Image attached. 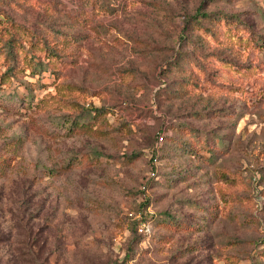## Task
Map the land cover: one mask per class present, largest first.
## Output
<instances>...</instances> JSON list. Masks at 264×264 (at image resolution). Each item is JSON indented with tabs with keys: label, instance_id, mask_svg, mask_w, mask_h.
<instances>
[{
	"label": "rangeland",
	"instance_id": "1",
	"mask_svg": "<svg viewBox=\"0 0 264 264\" xmlns=\"http://www.w3.org/2000/svg\"><path fill=\"white\" fill-rule=\"evenodd\" d=\"M263 236L264 0H0V264H258Z\"/></svg>",
	"mask_w": 264,
	"mask_h": 264
},
{
	"label": "trees",
	"instance_id": "2",
	"mask_svg": "<svg viewBox=\"0 0 264 264\" xmlns=\"http://www.w3.org/2000/svg\"><path fill=\"white\" fill-rule=\"evenodd\" d=\"M19 28V30H17V32H18V35H16V32L15 33H13L12 35H11V37L9 38V40H8V42H5L4 43V45L5 46H7L8 47V51H12L14 54H16L15 52H17L20 48H21V42H19V32H22L21 30H23L24 29V27L22 26V25H20V24H18L17 25ZM24 32V31H23ZM38 42V41H37ZM44 46H45V48L47 47L48 49H47V61L45 62V64H46V66H48V65H51V63L52 62H54V60H55V58L58 56H60L59 54H60V49H57L55 46H54V44H55V41H51L50 40V38L47 40H45L44 41ZM7 51V52H8ZM14 59H15V57H14ZM39 63H35V64H38V65H41L42 63H43V60H41L40 59V61H38ZM13 64H10L9 66H8V68H9V71L8 72H11L9 75H12V73H14V71H10V69L13 67L12 66ZM30 65H32V64H30ZM14 68V67H13ZM33 73H35V71L33 72ZM93 113H102V112H108L109 111V109L108 108H105V107H92V110H91ZM164 133H166L165 132V130H160L159 132H158V134H157V139H156V144L154 145V149H153V157H157L158 159H160V153L158 152V149L160 148V147H163V145L165 144V140L167 139V136L164 134ZM160 135H163V139L162 140H160ZM153 179H155V178H150V179H148V181H146V183L145 184H148V186L150 187L151 186V184H153V182H154V180ZM148 200V199H147ZM155 217V215H152V214H150V213H146V212H142V218L143 219H148V220H151L152 221V223H154V218ZM139 220L140 219H137L136 217H135V220H134V223H135V225H136V229L138 230V223H139ZM152 226H153V224H152ZM139 231V230H138ZM139 233H141V234H148V233H143V232H140L139 231ZM150 234V233H149ZM263 239H264V236H263V238H262V241H263ZM258 264H264V261H261V262H259Z\"/></svg>",
	"mask_w": 264,
	"mask_h": 264
},
{
	"label": "built area",
	"instance_id": "3",
	"mask_svg": "<svg viewBox=\"0 0 264 264\" xmlns=\"http://www.w3.org/2000/svg\"><path fill=\"white\" fill-rule=\"evenodd\" d=\"M159 138H160V140H162V139H163V135H160ZM155 158L157 159V157H155ZM130 214L133 215L132 212H131ZM135 217H136L137 219H140V220H139V223H138V230H139L140 232L148 233V234L152 232V230H153V226H152V222H151V220L143 219V218H142V213L136 214ZM262 242H263V246H264V239H263Z\"/></svg>",
	"mask_w": 264,
	"mask_h": 264
}]
</instances>
